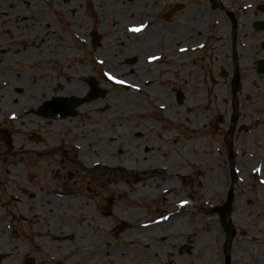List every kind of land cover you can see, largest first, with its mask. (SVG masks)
I'll return each mask as SVG.
<instances>
[{
    "label": "bare ground",
    "instance_id": "6f19581e",
    "mask_svg": "<svg viewBox=\"0 0 264 264\" xmlns=\"http://www.w3.org/2000/svg\"><path fill=\"white\" fill-rule=\"evenodd\" d=\"M22 1L24 0H0L2 5L0 43H8V46L1 47V50L7 57L12 58L13 62L23 63L21 67L11 69L0 64V125L6 120L13 123L19 121L20 125L17 127L20 128L33 125L34 117L28 114L47 95L83 96L88 92L89 76L73 74L71 69L76 68L73 60L66 64L67 57L73 49H85L83 54H86V57L78 56L80 64L92 63V70L99 68L103 77H109L106 73H110L118 80L129 82L131 79L129 73L132 69L123 64V57L128 51L118 53V49L111 45L95 48L87 43L81 29L82 3H74V0L59 2L32 0V12H29L30 9L24 7ZM95 1L93 22L103 32L107 29L116 31L117 26L122 25L127 31L141 24L149 28V20L145 17H148L155 4L161 2V0H142L141 8L136 12L132 1L129 3H125L126 0ZM121 2L125 3L123 9L113 8ZM199 12L201 10L196 9L189 12L193 16L186 24L189 33L182 31L187 36L184 41L187 44L180 47L179 51H187L188 58H190L189 54H192L190 50L199 47L197 43L200 41H195L202 33L201 22L197 17ZM121 14L124 19L121 18ZM137 17L140 19L139 23L136 21ZM217 22L219 23L218 19ZM194 31H196L195 36H190ZM149 33L148 39L145 41L140 39L138 43H142V48L148 51L141 54V63L145 64L146 71L142 76V85L153 87L158 84L154 76L155 66L162 61L160 50L155 51L153 48L157 43L162 42V32L159 27L154 26ZM175 33H180V30H175ZM143 35L147 34L131 36ZM164 36L167 43L175 41L177 43L179 40L177 34L171 39L167 34ZM74 39L76 43H73ZM128 45L130 46V43ZM174 50L177 52V48ZM153 56L157 59H150ZM188 58L185 57L182 63ZM3 59L0 58L1 63ZM173 60L178 61L176 55L172 54L167 62ZM24 64L26 66H23ZM168 68L171 69L170 66ZM161 80L159 83L172 80L171 72H166ZM189 93L178 91L176 97H168L167 91H162L158 97L145 94L140 101L149 108L146 115L150 119L146 121L133 118L134 111H130L128 107V102L133 99L132 93L125 96L128 98L126 102L122 97L123 94H118L119 106L117 104L108 106L112 110L110 113L112 117L108 119L107 127L101 126V123L97 122L98 116L95 115L92 123H87L84 132L79 130L80 128L77 130L78 136H85L80 143L78 153L83 165L90 168L95 165L104 168L120 167L129 171L137 168L156 173L147 179L146 183L152 181L148 187L140 184L127 185L120 179L115 181V185L109 186L107 193L103 190L99 194L94 193L102 198L100 206L115 208L110 214L112 213L119 226H126V235L132 232L123 243L105 242V246L100 245L102 220L100 217L97 221L90 219L89 213L93 201L88 194L78 190L69 191L63 186L52 187L42 193L37 192L30 186L16 163L1 167L0 216L7 208L11 213L25 220L31 235L27 238L22 232L25 240L23 242H26L30 249L42 247L45 264H158L165 250L169 249V242L181 247L180 254L176 257L177 264L189 262L183 249L187 251V256H192L193 261L196 260L195 264H199L198 257H202L207 242L200 234L198 243L193 244V238L196 239L198 234L192 236L193 233H187L184 227L188 220L190 222L193 220L189 213L191 208H202L210 199L209 196L212 194L209 195L210 186L216 184L217 176L203 169L201 163L195 159L200 153L202 129L207 125L204 124L202 113L194 111L193 108L206 104V99L201 92L198 95ZM188 94L187 100L190 101L187 102L189 106L185 111V99ZM257 94V91L252 94L254 99L252 102L255 106L250 107L249 112L259 119L260 115L257 114L262 111L263 104L261 100L255 99ZM259 94L262 95L260 90ZM100 102L97 99L91 104L96 107ZM86 106L87 104L78 107V112H86L84 109ZM135 113L138 118L140 114L142 115L140 109ZM153 121H156V126L151 124ZM63 123L69 130L74 126H82L78 116ZM37 124L40 123L37 121ZM46 124L53 126L49 123L41 125ZM149 126L157 129V137L153 136L155 134H150L147 129ZM75 134L76 131L73 130V135ZM124 135L129 136V141L124 140L127 138ZM121 137L123 139H119ZM178 137H180L179 142H177ZM168 139L177 143L167 148ZM134 158L137 161L135 164ZM250 163V160L245 158L244 164L247 169ZM186 164L188 166L190 164L196 170L199 178L189 193L178 185V181L189 173L186 172ZM259 166L252 165V169L256 171ZM263 167L260 173L261 186L258 188L256 199H244L237 208V216L240 215L244 220L261 219L259 220L261 226L255 228L254 237L260 236L255 233H260L264 225ZM5 174L8 177H5ZM122 196L126 197L125 201L121 200ZM159 198L164 199L170 209L164 211L156 221L145 222L143 208L147 203ZM19 199L28 203L27 213L23 212L22 206L18 203ZM182 201L187 203L182 205ZM91 222L96 229L94 232L85 231V227ZM13 227L14 238L11 239L9 227L0 223V255L4 258L2 264H21L22 260L27 259L23 245L15 242L16 227ZM131 227L132 230L129 231ZM197 232L199 233L200 230ZM185 236H188L187 244L190 245H183Z\"/></svg>",
    "mask_w": 264,
    "mask_h": 264
},
{
    "label": "rangeland",
    "instance_id": "374dc122",
    "mask_svg": "<svg viewBox=\"0 0 264 264\" xmlns=\"http://www.w3.org/2000/svg\"><path fill=\"white\" fill-rule=\"evenodd\" d=\"M60 0H57L59 2ZM225 1V0H224ZM231 2H235V6L238 8L239 12L242 14L244 10H241L240 7L242 5L241 0H229ZM74 3L83 4L81 7L83 10V18L81 22V29L84 37L87 39V43L89 46H93L95 48H99L100 46H114L118 49V53L120 51H128L124 57L130 56L135 58L134 63H128L127 60L124 62L123 57V64L129 68L134 67L136 69V74L129 73L131 79L128 81H124L125 83H115L112 80H108L102 76V71L97 68L94 71L92 70V63L89 64H80L78 61V56L82 55V57H86V54H83V50L73 49L72 53L69 54L66 60V64H69L70 61L76 65V68L71 69V72L75 75L84 76L88 75L89 78H94L99 87L103 88L106 91L105 97L98 98L101 101L96 107H94L91 102L86 103L87 106L84 107L86 112L79 113L75 116H78L79 121L82 123V126H74L71 127V130L67 129V126L64 125L65 120L73 119L75 116H70L65 119H52V118H44L35 113L28 114L34 118V123L37 124V121L41 124L49 123L53 126H49L46 124L45 126H49L51 128V132L47 135L49 139L54 138L52 143H66L64 146L70 149V162L65 161L63 164L66 166V171L63 170V175L61 177L60 182L55 177H53V171H45L44 176L41 175L42 171L29 169L28 164V157L34 158L35 156L28 154L27 162L26 160L23 162V168L27 170L25 173L31 176V181L29 184L32 188L35 189H42L44 182L45 187H51L53 183L55 185L59 184L65 187L66 190L73 191L78 190L83 193H86L90 196V199L93 201V205L90 208V219H95L97 221L100 217L102 220V225L100 226L102 231L101 233V246H105V242L111 243H123L127 236H129L132 232L126 235V227L123 230H118L115 227V219L112 216V210L114 211L115 208L107 207L106 209L99 205L102 203L101 197L97 196L94 193L99 194L100 192L107 193L108 188L110 185H115L116 180L122 179L127 185L131 184H140L146 185L147 187L150 185L151 182L146 183L147 179L152 175H156L154 171L147 170L141 171L137 168H134L132 171L125 170L123 168H108V167H100L98 165L93 166L92 168L87 167L80 162L79 158V147L81 146V141L85 138V136H78L77 130H81L84 132L87 123H92L91 121L94 120V116H98L97 122L101 123V126L107 127V121L109 118L112 117L110 114L112 110L108 108V106L118 105V94H123L124 102H126L125 97L127 94L132 93L133 99L132 101L128 102V107L130 111H134L133 118L135 120L142 119L144 121L150 119L146 112L149 111L146 105L140 101V99L145 97V94L148 96H160L162 91H167L168 97H176L178 91L190 92L193 95H198L199 92L202 93L203 97L206 99V104L198 105L194 107V111H198L202 113L204 124L207 125L206 128L203 127L201 132V147L200 153L195 156V159L201 163V167L210 174L217 176V182L215 185L212 184L210 186V193H212L202 208H191L190 216L192 217V221L188 220L187 225L184 227L186 228L187 233H193L192 236H196L197 238H193V244L196 242L198 243L199 235L201 234L206 240L207 244H205L204 253L201 254L202 257H198L199 264H224V256H225V244L228 239L229 233L232 232V228L235 227L236 235L233 237V246L231 249L232 254V262L233 264H262V248H264V225L260 233L256 232L255 234L260 235L259 237H254V232L256 231L255 228L257 226H261L259 224L260 218H253L244 220L243 217L240 215L237 216V208L240 203L243 202L244 199L247 198H255L256 194L259 193V187L261 186L260 176H262L261 168H258L259 171H254L252 169V165H260L263 167L264 165V145L260 144V140H253L251 141L249 138L251 137L250 133H247L246 130L242 132V137L237 135V140L234 142V151L236 152L235 155V169L237 174V186H236V196L235 200L231 206V208L224 213L225 220H227L229 227H225L222 223L221 215L218 213L217 208L225 203L227 192L231 184V174H230V154L228 151V144H229V137H228V129L230 127V121L232 119L233 113L237 116V126L244 125L249 127V131L255 132L258 131L259 126L262 125V121L254 122L255 119L253 118V113L249 112L250 107H254V103L252 100L247 99L248 91H252L254 89V81L256 72L254 69V61L256 59V53L259 51V47L256 44V37L254 38V43L252 46L246 44L247 39L245 38L246 34L248 33V28L246 26V22L243 16L239 17L240 26L238 30V45H237V54H238V61L239 66L242 74V80L240 82L242 88V96H240L239 102V111L236 109L233 111L232 109V95L228 89V80L220 79L218 76V69L222 68L223 65H226V58L225 56L217 55V48L222 50L224 53H230V43H224L230 39V30L228 28L227 21L220 22L219 24L222 26L221 33L217 31V14L219 9H214L211 6V3L208 0H161L159 5L156 7L157 11L167 10L170 6L176 5L177 3H181L185 5L184 9L177 12V15L172 20L171 23H165L161 20V18L155 20L156 24L166 29L167 27L170 29V26L175 25L177 26L179 21L183 22L186 25L188 21L192 19V15L189 14L190 11L193 10H201L202 12V21L205 23L203 26L202 33L200 37H198L195 41H206V43H201V46L194 52L196 54H189L190 58L186 59L184 63L179 61H170L167 62L168 58L170 57L169 48L167 47V41H162L157 43V46L153 48V50L158 51L160 50L161 59L162 61L157 63L155 66V77L157 78V85L153 87H148L146 85H142L143 77L146 73L145 71V64L141 63V54H145L148 51L140 52L136 51V46L134 43H137V39L135 36L130 35V31H127L124 25L121 27L117 26L116 31L106 30L105 32L101 31L100 28L94 24V10L96 8V1L95 0H74ZM226 2V1H225ZM125 3H129L128 0ZM124 2L119 3L117 6H113L114 9L121 10L124 8ZM133 6L135 7L136 12L139 10V4H142V0H136L132 2ZM33 4V3H32ZM227 4V3H226ZM1 6V4H0ZM32 5L30 7V11L32 12ZM164 8V9H163ZM236 8V9H237ZM121 18L124 19L123 15L121 14ZM137 19H139L137 17ZM181 19V20H180ZM110 25V24H108ZM112 27V26H111ZM97 31L101 35L102 39L100 43H93L91 38V32ZM151 30H147L146 33H149ZM217 33L221 35L218 39ZM183 35V34H182ZM195 34L190 33V36ZM252 41V40H251ZM77 41L74 39L73 43ZM223 42V43H222ZM244 42V43H243ZM115 43V44H114ZM123 43V44H122ZM130 43V46L128 45ZM132 43V44H131ZM171 43V42H170ZM172 43H176L172 42ZM248 43V41H247ZM8 46V43H0V58L3 59L2 63L7 68L11 69L14 67H21L23 63L21 62H13L12 58H9L2 52L1 47ZM154 47V45H153ZM172 49L174 47L170 46ZM139 48V47H138ZM140 49V48H139ZM175 49V48H174ZM176 51V50H174ZM79 52V53H78ZM193 50H190L192 53ZM187 53V51L185 52ZM187 55V54H186ZM194 55V56H193ZM136 56L139 57V63L136 61ZM66 59V56L64 57ZM231 59V57H230ZM7 60V62H4ZM23 66H26L25 64ZM83 66V67H82ZM170 66L171 69L168 68ZM57 70V69H56ZM130 70V69H129ZM170 71L172 75V80L167 83H159L161 82V77ZM53 73V72H52ZM218 77V78H217ZM247 77V79H245ZM250 77V78H248ZM175 79L176 81H173ZM123 81V80H122ZM217 81L223 84L225 89H220L217 86ZM25 82V81H24ZM226 84V85H225ZM125 85V86H124ZM127 87V89H126ZM51 89V86H50ZM254 91V90H253ZM252 91V92H253ZM174 92V93H173ZM20 93V92H18ZM189 93V94H190ZM187 95L185 99V106L184 110H188V103L190 100L188 99ZM54 95V94H53ZM53 95H47L45 98H49ZM63 96V95H60ZM44 98V99H45ZM128 99V98H127ZM97 100V99H96ZM208 101V102H207ZM84 106V105H82ZM81 106V107H82ZM119 106V105H118ZM247 107V109H245ZM114 108V107H113ZM140 109L142 115L140 114V118L136 116V110ZM252 109V108H251ZM118 110V109H117ZM131 113V112H130ZM257 113V112H256ZM219 115L224 116V123H220L218 120ZM156 121L151 122L152 125H155ZM0 130L14 126H19L20 122L17 123L10 122L6 120L3 124H1ZM32 126V125H31ZM37 127V125H35ZM154 126H149L147 129L149 130L150 134H155L156 136V128ZM253 126H257L254 128ZM39 129V127H37ZM238 128V127H237ZM59 129L61 130L59 132ZM54 130V132H53ZM73 130L76 131V134L73 135ZM15 131V130H14ZM13 131V132H14ZM17 132V130L15 131ZM237 132H241L238 131ZM33 133V132H32ZM2 135V133L0 132ZM33 135V134H29ZM32 137V136H31ZM57 137V138H56ZM127 137L126 141H129V136L124 135ZM227 137V139H226ZM56 138V139H55ZM3 137L0 139V148H4L3 146ZM119 139H123L122 137ZM180 137H178L177 142H179ZM31 142V141H27ZM177 142H173L172 139H168L166 141L167 148L174 146ZM19 144V143H18ZM53 145V144H52ZM52 145H47L44 147V151H51L50 147ZM72 147H77L78 151H73ZM245 147L249 148V150L244 149ZM5 150V149H4ZM20 150V149H19ZM43 150V149H42ZM3 151V150H2ZM32 152V151H31ZM204 152V153H203ZM244 152H247L246 156ZM21 153V152H20ZM33 153V152H32ZM188 154V152H187ZM186 154V155H187ZM214 155V156H211ZM52 154L48 156V160L45 161L46 164L50 161ZM56 158L59 157L58 154L55 156ZM247 158L250 160L249 169H247L246 164H244V160ZM44 159V156H43ZM188 157L186 158V160ZM12 160H16L15 156H10L6 152H0V168L6 167L11 163ZM140 160V159H137ZM43 161V160H41ZM137 163L136 158H134V164ZM60 165L53 163V165L49 166L48 168H55L57 169ZM259 166V167H260ZM61 167V166H60ZM251 167V168H250ZM186 172H189L186 177L181 178L178 181V185L180 188L186 189L189 191L196 185L198 174L193 167L185 165ZM264 168V167H263ZM24 170V171H25ZM2 171V168L0 172ZM72 172L73 176L69 175ZM259 172V174L257 173ZM53 173V174H52ZM42 176V177H41ZM5 177H8L5 174ZM157 178L156 176H154ZM204 177V176H203ZM51 178L50 181L47 179ZM44 179V181H43ZM56 179V180H55ZM205 180V178H204ZM146 183V184H145ZM153 185V184H152ZM206 187V186H205ZM204 187V189H205ZM212 191V192H211ZM122 201L126 200V197L122 196ZM120 201V200H119ZM250 204L249 202H246ZM27 206V205H24ZM170 206L167 204L164 199H157L155 201H151L146 204V207L143 208L144 215L143 220L145 222H154L156 219L160 218V215L164 213V211L169 210ZM188 213V215H189ZM189 218V217H188ZM96 223V222H95ZM19 224V222H17ZM96 225V224H95ZM133 227V226H132ZM132 227L129 231L132 230ZM85 231H92L94 232V223L91 222L88 226L85 227ZM114 228V229H113ZM113 229V230H112ZM197 230H200L198 233ZM17 239H21L23 242V237L19 236ZM71 240V239H69ZM183 245H190L188 236L184 237ZM21 242V244H22ZM157 239L155 240V243ZM119 243V244H120ZM181 244L180 242H178ZM169 249L165 250V254H163L162 260L158 262V264H177L176 257L179 253V247L177 244L169 242ZM184 255L189 258V262L186 264H195L196 260H192V256H187V251L185 249L182 250ZM261 253V254H260ZM252 254V255H250ZM31 254L30 256H32ZM35 255V254H34ZM182 256V255H180ZM165 260V261H164Z\"/></svg>",
    "mask_w": 264,
    "mask_h": 264
},
{
    "label": "flooded vegetation",
    "instance_id": "af4514ba",
    "mask_svg": "<svg viewBox=\"0 0 264 264\" xmlns=\"http://www.w3.org/2000/svg\"><path fill=\"white\" fill-rule=\"evenodd\" d=\"M38 1H42V0H38ZM131 1L135 2L136 0H128V2H131ZM225 1L224 0H212L211 1L212 6L216 10L219 9L218 10L219 14H217L218 21L223 22V23H224V21H227L228 28L230 30V39L224 43L225 44L230 43V53H232V56H230L229 53L228 54H227V52L224 53L222 50L217 48V55L223 56V57L225 56V58H226V65H223L222 68H219L217 70L218 76L220 79L228 80V85H229L228 89L230 92L235 91L237 89L236 86L238 85L239 86V94L242 95V88L240 85V82L242 80V74H241V70H240L239 82L237 83V70H236L237 65L235 62V55L238 57L237 45H238L239 40H238V33L237 32H238L239 26H240L239 17L243 16V14H244L245 16H244L243 20L246 22V26L248 28V33L245 36V38L248 41V43L246 41V44H249L250 46H252L254 43L255 36H257L256 37V44L259 47V51L256 53V59L254 61V69L256 72V76L254 78L255 79L254 89H253L254 91L253 90H252L253 92L248 91L247 99H249V96H250V99L253 101L254 99H253L252 94L256 93V91H257L258 94H257L255 99L261 100V103L263 104V109H262L263 121H262V125L259 126L258 131H256L254 134V132L249 131V127L245 126V124L244 125L241 124V125L237 126V123H236L235 132H234V136H233V144L237 140V135L242 137V132L244 130H246V132L250 133V135H251V137L249 138L251 141H253L254 139L256 141L260 140L261 141L260 144L264 145V72H260L259 67H258L259 59H264V0H241L242 5H241L240 9L244 10V13H242V14L239 12L238 8L235 6V2L233 3L229 0H225ZM22 4H24V7L30 9V7L32 5V0H24V1H22ZM158 5H159V3L155 4L152 7L153 9L151 10L148 17H145V19L147 18V20H149L150 27H152V28H153V24L155 26L159 27L156 24L155 20L161 18L162 21H164V22L166 21L165 23H171L172 20L177 15V12H174L168 19H165L166 10L157 11L156 7ZM0 7H2V5ZM138 7L140 9L141 4H139ZM197 17H199L198 20L201 22V28L200 29L202 31L203 26H205V23L202 21V17H203L202 12H199ZM218 25L220 27H217V30L221 31L222 26L220 24H218ZM159 28H160V31L162 32V39H165L164 35H166V34L168 35V37L170 39L172 38L173 35L177 34V37L179 39L177 43H166L167 47L170 49L169 50L170 56L172 54L176 55V59L179 62H182V60H184L185 57L188 58V55H186V53L184 51H179L180 47L185 46L187 44V43H184L187 36H185L182 31H186L187 33H189V30L187 31V29H186V25L184 24V21L183 22L179 21L177 26H175V25L170 26V29L168 27L166 29H163L161 27H159ZM147 30H148V28L145 27V29L142 30V32L137 33V35L138 34H147V35L141 36L139 39H137L138 36H135L137 41L140 39L142 41H145L146 39H148V37L150 36V33H146ZM175 30H178V31L180 30V33H175ZM200 42L203 44L205 43V41H200ZM200 42L197 44H200ZM134 44H135L134 46H136V51H140V52L146 51L144 47L142 48V46H143L142 43L137 42ZM170 46L177 48V52L173 51L174 48L172 49ZM194 52H192V54H196ZM129 57L130 56L124 57V62H126V60H128ZM136 57H137L136 61L139 63V57L138 56H136ZM230 57H231V59H230ZM131 69H132L131 73L134 74V72H136V69L134 67H132ZM248 78H250V77H248ZM245 79H247V77ZM217 86H219L220 89H225L223 87V84L219 83V81H217ZM259 90L261 91L262 95L259 94ZM245 108H247V107H245ZM257 122H259V121H257ZM35 125H37V127H39V129ZM253 127L256 128L257 126H253ZM14 130L15 131L17 130V132H15ZM237 130L241 131V132H237ZM60 131L61 130L59 129V132ZM50 132H51V128L49 126H45V125L42 126L40 124H33L32 126L26 125V126H22L21 128L20 127H11V129H10V127H8V128H6V133L10 137V143L6 144V142L4 141L3 146H5V147L3 149L0 148V152H6L11 157L12 156L16 157L17 161L12 160L10 164L16 163L18 168L23 171L27 180H28V177L30 175L25 173L28 169L25 170V168H23V164H24L23 162L25 160L27 162V157H28L29 153L31 155L35 156L34 158L28 157V164H29L30 170H35V173L37 170L42 171L41 175H43V176H44L45 171H53V172H55L54 174L52 173L54 175L53 177H55L57 180H59V179H61V177L63 175L62 174L63 170L66 171V169H67L63 163L65 161L70 162V160H68V159H71L70 158V149L68 147L64 146L66 143H63V142L62 143H60V142L59 143H57V142L52 143L54 141V138H51V137L49 139L47 138V135H49ZM53 132H54V130H53ZM30 133H32L33 135L29 136ZM1 137H2V135H0V139H1ZM27 141H31V142H27ZM47 145H50V146L52 145V147H50L51 151H48V150L44 151V147H46ZM244 149L249 150V148H247V147H245ZM50 154H52L53 157H51L50 161H48V163L46 164L45 161L48 160V156ZM56 154L59 155L58 158L55 157ZM246 154H247V152H244L245 156H246ZM26 155H27V157H26ZM235 155H236V152L234 151V156ZM43 156H44V159H43ZM41 160H43V161H41ZM55 162H56V164H59L61 167L59 166L57 169L48 168L49 166L53 165V163L55 164ZM0 170H1V168H0ZM69 175L73 176V173L70 172ZM50 180H51V178L47 179V181H50ZM43 181H44V179H43ZM60 181L61 180H59L58 182H60ZM45 183L46 182H44V184ZM44 184H43L42 189H35L34 188V190L42 193V192H45L46 189H49L52 187L59 188V186H62L59 184L55 185V183H53L51 185V187H45ZM236 186H237V174H236V180H235V187ZM235 191H236V189H235ZM19 200L20 201L18 203L20 204V206H22L23 212L27 213L28 208H29L28 203H25L24 201H22V199H19ZM24 205H27V206H24ZM17 222H19V224H17ZM0 223L9 227V229L11 230V233H10L11 239L14 238V233H13L14 227L13 226L16 227V237H19V236L23 237L22 232L27 238L31 235L29 230H28V227H27L25 220H23L19 215H15V214L11 213L7 208H5V210L3 211V214L0 216ZM118 228H120V226ZM23 240H24V237H23ZM22 245H23V249L27 252V254H26L27 259L22 260L21 264H45L43 261L44 249H42V247H40V248L37 247L34 250V249H30L29 246L26 244V242H22ZM21 249H22V247H21ZM261 253H262L261 263L264 264V248H262ZM31 254H33V255L30 256ZM250 255H252V254H250ZM3 259L4 258L0 255V264H2ZM92 260L93 259H91L90 261L92 262Z\"/></svg>",
    "mask_w": 264,
    "mask_h": 264
},
{
    "label": "water",
    "instance_id": "95a60500",
    "mask_svg": "<svg viewBox=\"0 0 264 264\" xmlns=\"http://www.w3.org/2000/svg\"><path fill=\"white\" fill-rule=\"evenodd\" d=\"M94 37L96 39H98V35L94 34ZM264 70V67H263ZM92 88L93 91L92 93L86 97V99H79L76 97H72L71 99H58L54 102L53 107L55 106V110H54V114L55 116H65L68 114H73V109L78 106L79 104L83 103L85 100H91L92 98H95L99 95H103L104 92H102L101 90L99 91V89L96 88V85L94 84V82L92 83ZM47 113V110L45 111ZM233 199V190L231 189L229 191V195H228V200L224 206V209L226 210ZM226 264H231V257L229 254L226 255Z\"/></svg>",
    "mask_w": 264,
    "mask_h": 264
},
{
    "label": "snow or ice",
    "instance_id": "6c2138e0",
    "mask_svg": "<svg viewBox=\"0 0 264 264\" xmlns=\"http://www.w3.org/2000/svg\"><path fill=\"white\" fill-rule=\"evenodd\" d=\"M145 27H147V26L141 24L139 27H133V28L130 29V30H131V31H137V32H139V31H142ZM150 59L155 60V59H157V57L153 56V57H151ZM106 75H108L109 78H110L111 80H113V81H115V82H117V83H125V82L122 81V80H118L117 77L111 75L110 73H106ZM257 171H259V170H257ZM186 203H187V201H182V205H183V204H186Z\"/></svg>",
    "mask_w": 264,
    "mask_h": 264
}]
</instances>
